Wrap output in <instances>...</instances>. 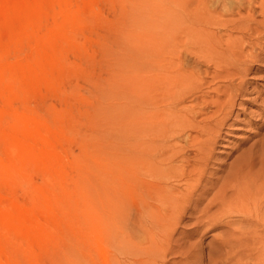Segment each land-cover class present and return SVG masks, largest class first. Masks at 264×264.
Listing matches in <instances>:
<instances>
[{"label": "rangeland", "instance_id": "obj_1", "mask_svg": "<svg viewBox=\"0 0 264 264\" xmlns=\"http://www.w3.org/2000/svg\"><path fill=\"white\" fill-rule=\"evenodd\" d=\"M260 2H250L256 21ZM168 10L179 12L168 0H0V264H132L147 257L146 243L140 247L120 229L117 216L120 135L129 137L134 114L120 98V82L155 42L173 43ZM247 10L224 13L226 25L202 34L211 44L236 42L247 55L235 70L228 63L238 52L208 51L223 64L208 72L229 67L238 74L208 77L202 91L210 100L213 88L232 84L237 105L215 138L203 184L220 180L264 133V25L252 41L234 28ZM183 40L182 67L205 69L186 50L194 41ZM195 222L179 224L157 264H264V236L232 239L224 248L225 221L203 234H193Z\"/></svg>", "mask_w": 264, "mask_h": 264}, {"label": "bare ground", "instance_id": "obj_2", "mask_svg": "<svg viewBox=\"0 0 264 264\" xmlns=\"http://www.w3.org/2000/svg\"><path fill=\"white\" fill-rule=\"evenodd\" d=\"M213 1L215 4L207 0H168L169 6L179 10H168L166 18L165 29L170 30L173 43L168 45L164 39L155 42L148 54L132 59L131 75L120 82V98L134 107V114L129 137L120 135L122 188L117 193V216L120 229L128 230L140 247L146 243L148 252L144 253V261L132 264H157L159 254L171 250V236L184 220L196 221L193 234H203L206 227L217 228L225 221L228 230L219 239L224 248H232V239L264 236V166L254 172L259 164L264 165V133L228 163L220 180L203 184L214 158L215 138L229 125L237 103L232 84L213 88L216 95L210 100L202 91L212 83L208 77L212 81L225 80L226 76L238 74L227 71L229 67L212 74L207 71L210 64L217 69L223 67L208 52L223 45L220 41L211 44L202 34H212V29L226 25L221 19L224 13L247 7L246 16L239 19L243 24L232 23L239 32L254 39L260 25H264V0L260 2L262 18L258 21L252 15L253 0ZM175 20L181 24L176 26ZM183 38L184 42L194 41L195 46L186 50L194 56V63L205 69L182 67L178 42ZM225 48L239 53L228 63L236 70L247 55L236 42ZM208 107L214 109L207 111ZM124 114L121 116L125 119ZM126 119L132 120L130 116ZM122 124L127 123H121V127ZM128 182L131 184L126 188ZM233 217L239 220L233 221Z\"/></svg>", "mask_w": 264, "mask_h": 264}]
</instances>
